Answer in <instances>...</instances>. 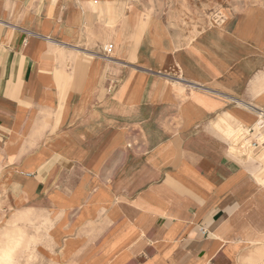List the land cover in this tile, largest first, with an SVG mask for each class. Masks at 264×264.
I'll return each mask as SVG.
<instances>
[{
    "label": "crops",
    "instance_id": "obj_1",
    "mask_svg": "<svg viewBox=\"0 0 264 264\" xmlns=\"http://www.w3.org/2000/svg\"><path fill=\"white\" fill-rule=\"evenodd\" d=\"M54 1L0 0V218L47 212L73 264H264V176L216 129L264 113V32L164 46L162 76Z\"/></svg>",
    "mask_w": 264,
    "mask_h": 264
},
{
    "label": "rangeland",
    "instance_id": "obj_2",
    "mask_svg": "<svg viewBox=\"0 0 264 264\" xmlns=\"http://www.w3.org/2000/svg\"><path fill=\"white\" fill-rule=\"evenodd\" d=\"M94 2L95 4H91L85 0H77L85 14L80 32V46L97 49V45L102 41L101 45L110 57L117 49L127 47L131 52L126 58L132 63L129 65L142 70L147 69L143 68L146 66L138 58L139 52L149 46L152 48V65L161 68L155 73L162 76L167 74L163 69L164 46L172 45L175 50L183 45H192L198 39L204 38L212 42L218 38L228 40L230 35H236L237 44H240L242 37H254L264 32V0H96ZM104 36H108V39L103 40ZM261 112L256 114L251 124L236 121L226 115L216 125L219 135L227 143L228 151H235L236 153H232L235 156H242L243 152L241 146H234L237 145L236 142L244 139V136L249 142L264 134V116ZM261 123H263L262 128L259 127ZM250 129H253V133ZM242 157L249 163L255 160L254 164L258 165L255 172L264 176V151L249 152ZM258 160L262 164L259 165ZM64 220L66 226L67 215ZM51 228L52 220L47 212L12 213L11 220L7 223L0 218V254L4 253L3 251L9 254L5 263H1L0 260V264H64L62 259L68 249H62L61 252V246L68 242L70 234L68 230L64 232L62 244L55 246L58 241L55 239L56 242L53 243L54 237L50 236ZM51 251L54 255H51ZM65 258V264H73L70 254Z\"/></svg>",
    "mask_w": 264,
    "mask_h": 264
},
{
    "label": "built area",
    "instance_id": "obj_3",
    "mask_svg": "<svg viewBox=\"0 0 264 264\" xmlns=\"http://www.w3.org/2000/svg\"><path fill=\"white\" fill-rule=\"evenodd\" d=\"M264 116V114H262ZM250 132L253 133V129H250ZM242 135V134H240ZM244 139H242L241 141L236 142L237 145L234 144V146H241V150L243 151L241 155H246L249 154V152H257L260 153L262 151H264V134H262L261 136L257 137V139L255 140H249V142H247L246 137H243ZM232 153H236L235 151H232ZM238 153V151H237ZM240 153V152H239ZM203 232H206L204 229H202Z\"/></svg>",
    "mask_w": 264,
    "mask_h": 264
},
{
    "label": "bare ground",
    "instance_id": "obj_4",
    "mask_svg": "<svg viewBox=\"0 0 264 264\" xmlns=\"http://www.w3.org/2000/svg\"><path fill=\"white\" fill-rule=\"evenodd\" d=\"M261 114H264V113L261 112ZM261 126H263V123H261L259 127H261ZM261 128H262V127H261ZM255 132H257V131L255 130ZM257 134H258V133H257ZM67 249H69V244L67 245V247L65 246V248H63V250H67ZM68 251H69V250H67L66 253H67ZM3 252H4V253L0 254V256H1V258H0L1 263H2V262L5 263V259H6L7 257H9L8 252H6V251H3ZM50 253H51V255H54V252H53V251H51ZM49 255H50V254H49ZM51 255H50V256H51Z\"/></svg>",
    "mask_w": 264,
    "mask_h": 264
}]
</instances>
